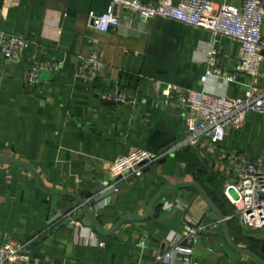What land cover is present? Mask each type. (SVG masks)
Returning <instances> with one entry per match:
<instances>
[{
  "label": "crops",
  "instance_id": "1",
  "mask_svg": "<svg viewBox=\"0 0 264 264\" xmlns=\"http://www.w3.org/2000/svg\"><path fill=\"white\" fill-rule=\"evenodd\" d=\"M108 7L107 0H0V32L27 40L18 61L0 53V243L24 246L26 259L17 264H145L171 249L170 236L185 223H201L205 228L193 244L200 264H264V230L243 225L223 194L236 178L237 158L264 160V115L250 113L220 143L201 138L171 150L185 134L184 109L163 106L153 89V81L161 80L175 85L172 100L189 88L235 97L264 79L238 68V41L198 27L160 17L144 21L147 33L89 27V13ZM212 51L215 68L233 81H200ZM92 53L103 66L89 81L80 75L81 61ZM34 59L57 68L41 70L28 83L25 73ZM110 89L131 97L102 99ZM165 147L163 162L120 181L125 183L98 203L83 200L106 181L116 157ZM66 205L72 206L69 224L57 219L27 240ZM179 260L176 254L171 264Z\"/></svg>",
  "mask_w": 264,
  "mask_h": 264
},
{
  "label": "built area",
  "instance_id": "2",
  "mask_svg": "<svg viewBox=\"0 0 264 264\" xmlns=\"http://www.w3.org/2000/svg\"><path fill=\"white\" fill-rule=\"evenodd\" d=\"M108 10L95 15L89 13L88 26L100 32H107L120 24L122 12H132L143 21L160 17L187 26L209 31L215 36L227 37L240 44L241 56L238 68L253 77L264 79V35L261 25L264 14V0H241L240 5L217 3L212 0H107ZM27 40L19 35L0 32V53L9 59H22ZM210 68L200 77L206 81L209 76L228 83L232 75H224L215 68L216 51L207 59ZM103 63L97 53H92L81 61L80 75L91 81L96 77ZM57 65L47 59H34L25 73V81L34 83L43 69H56ZM154 93L163 106H179L184 109L182 119L184 137L170 147L180 149L198 143L206 138L212 143L224 140L227 129L239 130L250 113L264 115V83L250 84L242 95L222 97L211 95L202 88H189L177 94L174 100L175 85L161 80L153 81ZM131 93L125 90L110 89L101 98L113 102H125ZM145 148H134L116 157L109 166L106 189L114 188L128 177H138L144 168L151 166L163 157ZM236 159V156H235ZM239 161L236 178L223 188L225 198L233 204L243 225L251 230H264V160ZM116 190V189H115ZM172 204L163 203L169 210ZM204 224L185 223L180 231L170 236L172 247L165 253H157L152 263L171 264L174 255H179L180 264H200L193 257V244L199 239ZM85 241V240H84ZM140 244L144 241L140 240ZM101 244V243H99ZM24 246L0 243V264H17L26 259Z\"/></svg>",
  "mask_w": 264,
  "mask_h": 264
},
{
  "label": "water",
  "instance_id": "3",
  "mask_svg": "<svg viewBox=\"0 0 264 264\" xmlns=\"http://www.w3.org/2000/svg\"><path fill=\"white\" fill-rule=\"evenodd\" d=\"M124 26H129L131 27L134 31H140L143 33H147L148 32V27L147 25H145V22L143 21V19L138 16L137 14H135V16L133 17L132 20H128V18L122 17L120 20V24L119 27H124ZM14 60V59H13ZM169 148V147H168ZM167 147L163 148L159 153L163 154L167 149ZM164 159H160L158 160V163L163 162ZM146 169H143L142 173L145 171ZM136 178L135 176H132L129 178V180H132ZM125 183V181H123ZM123 182H119L114 188H109L106 189V185L108 184L107 181H105L104 183H101L100 185L96 186L92 191L86 193L85 195H83V200H88L90 205H93L95 203L100 202L101 200H103L105 197H107L108 195H110L115 189H119L122 184H124ZM175 194V193H174ZM94 195V197H92ZM174 196V195H172ZM92 197V199H91ZM161 207V203H158L155 207V211H157V209ZM72 209L71 205H66L59 213H57L53 218H51L47 223L43 224L41 227H39L38 229H36L31 235L30 237H28L27 240H30L31 238H33L34 236H36L38 233H40L41 231H43L44 229H46L47 225L51 224L52 222H54L57 219H62L63 217H65ZM64 222L69 224L71 221L68 217H65Z\"/></svg>",
  "mask_w": 264,
  "mask_h": 264
}]
</instances>
